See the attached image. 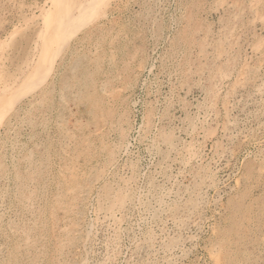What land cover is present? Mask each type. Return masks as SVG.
Masks as SVG:
<instances>
[{"label": "rangeland", "instance_id": "rangeland-1", "mask_svg": "<svg viewBox=\"0 0 264 264\" xmlns=\"http://www.w3.org/2000/svg\"><path fill=\"white\" fill-rule=\"evenodd\" d=\"M49 7L0 0L4 81ZM98 8L0 127V264H264V0Z\"/></svg>", "mask_w": 264, "mask_h": 264}, {"label": "bare ground", "instance_id": "bare-ground-1", "mask_svg": "<svg viewBox=\"0 0 264 264\" xmlns=\"http://www.w3.org/2000/svg\"><path fill=\"white\" fill-rule=\"evenodd\" d=\"M45 1V0H44ZM50 7L43 10L40 18V26L35 34V49L33 59L24 67V71L19 73L12 81H4L2 71L0 72V127L8 119L13 104L17 97L22 98L29 94L43 83L53 71L58 55L68 38L77 33L84 24L92 21L99 13V5L109 3V0H48ZM28 5V4H27ZM34 5V3H33ZM37 5V4H35ZM102 7V6H101ZM100 11V9H99ZM23 13V12H22ZM27 13V12H26ZM34 14V13H33ZM35 15V14H34ZM27 16V15H25ZM32 16V15H31ZM29 16V17H31ZM34 17V16H33ZM104 17V16H103ZM35 18V17H34ZM100 18V17H99ZM27 19V18H26ZM38 19V18H37ZM36 19V20H37ZM32 20V19H31ZM24 21V20H23ZM22 21V22H23ZM96 21V20H95ZM28 22V20H27ZM32 23V21L30 22ZM89 24V23H88ZM157 24V23H156ZM92 25V24H91ZM20 27V26H19ZM14 28V27H13ZM12 28V29H13ZM29 28V27H28ZM38 28V27H37ZM19 28L18 30H21ZM93 29V28H92ZM16 31V28L14 29ZM25 30V27H24ZM9 32V31H8ZM17 32V31H16ZM31 32V31H30ZM11 33V32H10ZM15 33V32H14ZM86 34V32H85ZM10 35V34H9ZM102 35V34H101ZM24 36V35H22ZM21 36V38H22ZM32 36V35H31ZM24 38V37H23ZM74 38V37H73ZM4 39V38H3ZM30 39V38H29ZM5 40V39H4ZM11 41V40H8ZM70 41V40H69ZM1 42V39H0ZM12 42V41H11ZM31 42V41H30ZM3 43V42H1ZM4 45V43H3ZM8 48V47H7ZM6 48V49H7ZM1 50H3L1 48ZM13 50V49H12ZM29 51V50H28ZM1 53V52H0ZM136 53V52H135ZM83 54V53H81ZM1 58V57H0ZM132 58V56H131ZM130 58V59H131ZM28 59V58H27ZM75 59V58H74ZM142 60V59H141ZM88 64V63H87ZM71 65V64H70ZM21 68V67H20ZM20 69L19 71H21ZM8 72V71H7ZM140 74V73H139ZM223 74V73H222ZM72 75V74H71ZM133 75H135L133 73ZM221 75V74H220ZM224 76H226L224 74ZM18 78V79H17ZM4 81L1 83V81ZM52 80V79H51ZM260 84V83H259ZM59 86V85H58ZM65 88V87H64ZM105 88V87H104ZM118 89V88H117ZM19 90L21 91L19 94ZM46 90V89H45ZM115 90V89H114ZM103 91V90H102ZM109 91V90H108ZM16 92V93H14ZM35 93V92H34ZM62 93V92H61ZM19 94V95H18ZM107 94H109L107 92ZM31 97V95L29 94ZM13 97V98H12ZM45 97V96H44ZM62 97V96H61ZM12 98V99H11ZM26 98V97H25ZM47 98V97H46ZM23 99V98H22ZM64 99V98H63ZM6 100V101H5ZM21 100V99H20ZM106 100V99H105ZM37 101V100H36ZM63 101V100H62ZM52 102V101H51ZM200 103V102H199ZM44 105V104H43ZM30 107V106H29ZM32 107V106H31ZM43 107V106H42ZM37 108V107H36ZM58 110V109H57ZM57 119V118H56ZM60 119V118H59ZM35 121V120H34ZM58 121V120H57ZM60 123V122H59ZM58 124V123H57ZM12 126V125H11ZM61 127V126H60ZM58 127V128H60ZM63 129V128H62ZM191 129V128H190ZM98 130V129H97ZM63 133V132H62ZM67 133H69L67 131ZM141 133V132H140ZM61 134V133H60ZM63 135V134H62ZM68 137V136H67ZM63 139V138H62ZM61 139V141H62ZM66 139V138H65ZM166 141V140H165ZM176 142V141H175ZM62 143V142H61ZM7 144V143H6ZM65 144V143H64ZM67 144V143H66ZM113 145V144H112ZM2 146V145H1ZM66 146V145H65ZM69 146V145H68ZM153 147V146H152ZM87 148V147H86ZM65 149V148H64ZM95 149V148H94ZM188 151V150H186ZM74 152V151H73ZM65 153V152H64ZM67 153V152H66ZM76 154V153H75ZM90 154V153H89ZM4 155V154H3ZM74 155V154H73ZM72 155V156H73ZM113 155V154H112ZM192 155V154H191ZM190 155V156H191ZM188 156V155H187ZM195 156V155H194ZM189 157V156H188ZM70 158V157H69ZM68 158V159H69ZM75 158V156H74ZM190 158V157H189ZM190 160V159H189ZM29 161V160H28ZM1 164V162H0ZM83 164V163H82ZM188 164V163H187ZM34 165V164H32ZM76 168V167H75ZM10 169V168H9ZM71 169V168H70ZM89 170V169H88ZM90 172V171H89ZM88 172V173H89ZM80 173V172H79ZM104 174V173H103ZM27 175V174H26ZM80 176V175H79ZM86 176V175H85ZM9 179V178H8ZM66 179V177H65ZM54 181V180H53ZM66 181V180H65ZM17 183V182H16ZM24 183V182H23ZM67 183V182H66ZM26 184V183H25ZM58 184V183H57ZM91 184V183H90ZM18 185V184H17ZM22 185V184H21ZM40 185V184H39ZM65 185V183H64ZM113 187V186H112ZM58 188V186L56 187ZM85 188V187H84ZM69 189V188H68ZM82 189V188H81ZM101 189V188H100ZM99 189V190H100ZM73 190V189H72ZM68 191V190H67ZM80 191V190H79ZM123 192V191H122ZM18 193V192H17ZM68 193V192H67ZM144 193V192H143ZM69 194V193H68ZM84 194V193H83ZM81 195V194H80ZM120 195V194H119ZM118 195V196H119ZM124 195V194H123ZM52 194V198H53ZM57 196V195H56ZM47 197V196H46ZM55 197V196H54ZM113 198V196H111ZM116 197V196H114ZM124 197V196H123ZM33 198V197H32ZM86 198V197H84ZM81 199V198H80ZM82 200V199H81ZM114 200V199H113ZM118 200V197L115 199ZM51 201V200H49ZM84 201V200H83ZM81 201V202H83ZM107 201V200H106ZM105 201V202H106ZM112 201V200H111ZM110 201V202H111ZM196 201V200H195ZM74 202V201H73ZM77 202V201H76ZM123 202V201H122ZM100 203V202H99ZM112 203V202H111ZM110 203V204H111ZM119 202H117L118 204ZM23 204V203H21ZM50 204V203H49ZM101 204V203H100ZM108 204V203H107ZM116 205V204H115ZM123 205V204H122ZM47 206V205H46ZM117 206V205H116ZM48 207V206H47ZM118 207V206H117ZM123 207V206H122ZM189 207V206H188ZM111 206L109 207V209ZM23 210V209H22ZM21 210V211H22ZM101 210V209H100ZM117 210V209H116ZM188 210V209H187ZM191 210V209H189ZM35 211V210H34ZM118 211V210H117ZM46 212V211H45ZM114 212V211H113ZM109 213V210L108 212ZM29 214V213H28ZM35 214V213H34ZM262 214V213H261ZM38 215V214H37ZM79 215V214H78ZM105 215V214H104ZM109 215V214H108ZM32 217V215H31ZM35 217V216H34ZM106 217V216H105ZM107 218H111L107 216ZM115 218V216H114ZM184 218V217H183ZM43 219V218H42ZM116 219V218H115ZM179 219V218H178ZM185 219V218H184ZM201 219V218H200ZM77 220V219H76ZM79 220V219H78ZM31 221V220H30ZM113 221V220H112ZM183 222V221H182ZM168 223V222H167ZM79 226V225H78ZM179 226V225H178ZM12 228V227H11ZM21 236V234H20ZM87 237V236H86ZM150 238V237H149ZM20 239V238H19ZM218 241V240H217ZM48 243V242H47ZM72 243V242H71ZM70 244V243H69ZM209 248V247H208ZM216 248V247H215ZM58 249V248H57ZM15 251V249H14ZM219 251V250H218ZM172 252V251H171ZM213 252V251H212ZM15 254V253H14ZM111 257V256H110ZM216 257V256H215ZM30 258V257H29ZM168 258V257H167ZM217 258V257H216ZM219 258V257H218ZM231 259V258H230ZM218 261V260H217ZM229 262V261H227ZM226 262V263H227ZM24 264V263H23Z\"/></svg>", "mask_w": 264, "mask_h": 264}]
</instances>
